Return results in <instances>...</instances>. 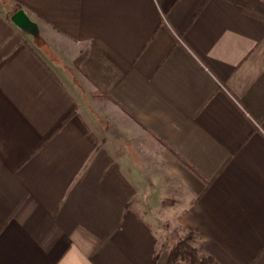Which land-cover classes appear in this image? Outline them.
Wrapping results in <instances>:
<instances>
[{"label": "crops", "instance_id": "0c3cea01", "mask_svg": "<svg viewBox=\"0 0 264 264\" xmlns=\"http://www.w3.org/2000/svg\"><path fill=\"white\" fill-rule=\"evenodd\" d=\"M180 238L264 264V0H0V264Z\"/></svg>", "mask_w": 264, "mask_h": 264}, {"label": "trees", "instance_id": "16d2710c", "mask_svg": "<svg viewBox=\"0 0 264 264\" xmlns=\"http://www.w3.org/2000/svg\"><path fill=\"white\" fill-rule=\"evenodd\" d=\"M20 9V6L15 5L13 10L10 12L8 18L11 20V15ZM87 53L84 52L80 55L76 60V66L78 70L87 75L86 72L82 68V61L86 57ZM106 94L105 92L101 93L103 96ZM100 95V96H101ZM108 95V94H107ZM161 254V248L158 246L157 250L154 253L153 263L156 264ZM179 262H185L188 264H222L216 258L211 255L202 253L199 248L194 246L189 238L180 239L177 243H175L168 251V264H177Z\"/></svg>", "mask_w": 264, "mask_h": 264}, {"label": "water", "instance_id": "95a60500", "mask_svg": "<svg viewBox=\"0 0 264 264\" xmlns=\"http://www.w3.org/2000/svg\"><path fill=\"white\" fill-rule=\"evenodd\" d=\"M12 22L24 33L40 38V25L32 19L26 9L20 8L11 15Z\"/></svg>", "mask_w": 264, "mask_h": 264}, {"label": "rangeland", "instance_id": "374dc122", "mask_svg": "<svg viewBox=\"0 0 264 264\" xmlns=\"http://www.w3.org/2000/svg\"><path fill=\"white\" fill-rule=\"evenodd\" d=\"M54 67H55V66H54ZM61 76H62V78L66 79V80H67V78H68L67 76H65V75H63V74H61ZM156 229H157V228H156ZM158 229H159L160 233H163V232H162L163 230H162L161 227H159ZM180 239H183V238H180Z\"/></svg>", "mask_w": 264, "mask_h": 264}]
</instances>
